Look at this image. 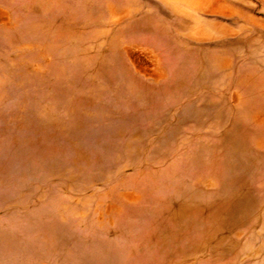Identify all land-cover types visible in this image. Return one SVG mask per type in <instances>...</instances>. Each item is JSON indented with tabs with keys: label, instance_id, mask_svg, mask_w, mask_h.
<instances>
[{
	"label": "rangeland",
	"instance_id": "obj_1",
	"mask_svg": "<svg viewBox=\"0 0 264 264\" xmlns=\"http://www.w3.org/2000/svg\"><path fill=\"white\" fill-rule=\"evenodd\" d=\"M0 264H264V0H0Z\"/></svg>",
	"mask_w": 264,
	"mask_h": 264
}]
</instances>
